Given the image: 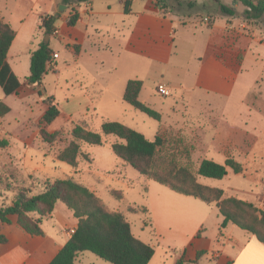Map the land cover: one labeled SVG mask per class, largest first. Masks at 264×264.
Segmentation results:
<instances>
[{
  "label": "rangeland",
  "instance_id": "1",
  "mask_svg": "<svg viewBox=\"0 0 264 264\" xmlns=\"http://www.w3.org/2000/svg\"><path fill=\"white\" fill-rule=\"evenodd\" d=\"M52 1L0 0V18L19 33L14 44V48L20 50L19 60L9 58L8 63L22 84L21 91L11 96H5L0 88V103L11 110L10 113L0 117V140L7 142L6 146L0 147V206L11 205L19 191L27 196H33L44 191L47 183H53L58 179H71L76 183L81 181L96 191V197H99L97 198L107 211L123 214L130 225L133 236L154 249V261L162 259L164 264H172L173 257H179L183 249H173L166 236L161 237L155 232L150 212L151 201L156 196L153 188L157 190L168 188L139 175L133 168L118 159L111 150V145L117 140L115 137L104 136L101 146L80 143L81 152L85 153L90 161L80 162L76 170L56 160V154L73 140L71 131L75 125L80 124L87 130L99 132L102 122L106 120L119 122L142 134L148 140H154L157 134L160 135L164 143L153 159L159 172L173 168L187 169L195 176L199 184L222 190V199L234 198L237 190H245L249 187L251 176H237L231 169H228L225 178L213 180L197 176L196 171L202 160L224 165L227 158H232L241 166L245 162L238 161L242 160V157L234 147L226 146L225 142L217 143L214 140V130L202 131L200 128L209 120V116L215 118L216 122L246 123L247 132L255 140L253 152L256 155V158H250L249 162H246V166L248 165L249 168L263 166L264 162L261 157H264V84L254 92L256 94L249 103V105H254L253 107L241 108L238 114H234L233 94L232 98L224 103L229 109H233L232 112L224 110L220 113L222 109L219 107L223 105L214 104L217 102L215 100L211 105L213 112L216 107L215 112L205 114L203 109L206 101L201 98L194 99L188 106L177 97L179 92H175L171 98H169L170 95H159L156 87L161 77L159 76L160 69L156 67L148 75L145 72L139 75L143 88L138 96L141 103L160 114V121H156L123 101L126 84L124 81L127 77L131 78L132 74L127 70L126 64L117 58L116 53L119 52L117 48L111 51L105 49L100 52L93 51L84 57L83 66L80 65V68H77L72 66L69 52L61 44L53 41L51 46L54 51L58 52L60 58L53 59L49 71L57 65L59 76L48 71L41 84L44 89L40 86L37 89L32 88L25 81V77L30 72L31 52L37 42H44L46 37L36 22L39 16L48 12L55 17L54 23H58L52 9ZM109 1L112 4L111 11H115L118 1ZM147 1L161 15L173 16L184 24L193 22L196 25L193 26L195 29L206 30L214 23L225 27L231 26V30L228 29L224 34V38L227 37L226 41H229L230 31L234 33V25L238 35L236 41L243 44L254 37L251 32H254L255 28V31L260 33L258 36L261 37L260 41L264 43V16L258 21L246 20L243 13L245 8L241 4L234 5L236 10L234 17L222 15L219 6L213 0H179L180 5L171 0H135L134 5H142ZM96 2L97 6L102 4L100 0ZM222 2L230 4L227 0H222ZM68 3L72 6L75 1L68 0ZM67 10L59 12L64 13ZM72 11L74 8L71 9V13ZM204 25L206 28L203 27ZM111 45L113 46V43ZM231 45L234 46V34L232 41L224 44V48L228 49L224 54L230 53ZM182 56L183 60H187L186 52ZM227 59L233 66L238 65L241 52L236 55L231 54V57ZM86 62L89 64H85ZM81 76L84 79L81 83L88 89L80 88L78 79ZM38 90L41 96L37 94ZM241 92H246V89ZM47 97H52L63 113L62 117L59 115L45 129L48 134L57 133V137L51 144L42 141L38 125L47 108L43 102ZM91 102L94 108L89 109L87 113L73 116L76 110L84 108ZM229 132L222 130L223 135ZM252 205L264 212L263 209ZM56 211H67V209L61 202H58ZM64 219L67 222L65 216ZM72 219L69 218L70 222ZM13 228L18 229L16 226ZM44 229H51L50 224L45 222ZM210 229L208 231L211 233ZM91 257L97 260L96 256ZM101 263L107 264L106 262ZM204 264L215 263L207 260Z\"/></svg>",
  "mask_w": 264,
  "mask_h": 264
},
{
  "label": "crops",
  "instance_id": "2",
  "mask_svg": "<svg viewBox=\"0 0 264 264\" xmlns=\"http://www.w3.org/2000/svg\"><path fill=\"white\" fill-rule=\"evenodd\" d=\"M36 1L40 2V0ZM96 1L98 0H88L72 6L69 3L63 4V0L52 1V9L58 23H54L55 31L48 37L47 42L53 53L57 54L55 60H58L60 55L53 50L51 46L53 41L61 44L69 52L72 66L77 68L83 66V59L87 54L117 48L119 50L116 53L117 58L126 64L127 70L132 74L131 78L127 77L124 81L126 84L130 80H138L142 83V89L143 82L139 75L144 72L148 75L157 67L160 69L161 77L159 84L167 87L169 98L175 92H179L177 97L188 106L194 99L201 98L206 101L203 109L205 114L215 112L216 107L213 112L211 106L215 100L217 102L214 104L223 105L219 107L222 109L220 113L224 110L232 112L233 109H229L224 103H227L233 94L234 114H238L241 108L254 106L249 103L256 94L254 92L264 84V43L260 41L261 37H258L260 33L255 31V28L254 32H251L254 37L243 44L236 41L238 35L235 25L234 33L230 31L231 36L229 41H226L227 37L224 38V34L232 28L229 25L225 27L214 23L210 28L204 25L206 30L195 29L193 26L196 25L193 22L184 24L173 16L161 15L148 1L136 6L135 0H129L127 9H124L125 0H116L118 5L115 11H111L112 4L109 0H100L102 1L100 6L96 5ZM60 5L65 6L63 10L68 9L67 12H59ZM72 8L74 11L71 13ZM74 13L78 15V20L75 26L70 27L67 21ZM44 15L52 16L48 12L43 13L42 16ZM42 16L37 18L38 28ZM13 30L16 32V37L8 51L7 61L9 58L19 60L20 50L14 48L19 33L14 28ZM233 34L234 46L231 45L229 48L230 53L224 54L228 50L224 48V44L232 41ZM39 44L37 42L34 50ZM34 50H31V54ZM184 50L188 56L187 60H183ZM239 52L241 59L238 65L233 66L227 58ZM49 72L59 76L57 65ZM78 80L81 89H88L81 83L84 80L83 76ZM40 87L44 89L42 85ZM21 89L22 84L18 93ZM245 89L246 92L242 93L241 91ZM86 92L88 94V90ZM236 103L239 105H235ZM91 108H94L92 102L76 110L73 116L87 113ZM62 116L63 113L60 111L59 117ZM208 119L200 130L212 129L217 143L225 142L226 146L234 147L242 157V160L238 161L245 162L241 166L242 173L237 176H251L249 187L245 190H237L234 198L252 203L264 210V164L251 168L246 166L250 158H256L253 152L255 140L247 132V124L216 122L215 118L210 116ZM222 130L230 132L223 135ZM261 159L264 162V157ZM78 183L96 195L93 188L81 181ZM153 189L156 196L151 201L150 212L154 230L159 236H166L173 249H183L179 257H173L172 264H175L180 257H183L184 264H195L193 262L196 255L201 251L206 254L196 264H204L207 260H212L215 264H264V245L255 236L232 224L221 229L223 218L216 204H206L170 189ZM69 218H73L71 222ZM11 221V225L0 224V236L7 239V243L0 246V264H48L66 244L77 226V220L72 213L68 209L57 212L56 205L51 217L41 224L42 236H29L16 225L15 217H12ZM45 222L50 224L51 229H44ZM13 226L18 229H14ZM209 228L212 230L211 233L208 231ZM198 233H200L199 237H196ZM91 256L94 255L88 252L80 253L74 264H105L101 263L104 261L99 258L96 257V260ZM154 258L153 256L148 264H164L162 259L154 261Z\"/></svg>",
  "mask_w": 264,
  "mask_h": 264
},
{
  "label": "trees",
  "instance_id": "3",
  "mask_svg": "<svg viewBox=\"0 0 264 264\" xmlns=\"http://www.w3.org/2000/svg\"><path fill=\"white\" fill-rule=\"evenodd\" d=\"M82 3L88 0H74ZM178 5L179 0H171ZM220 13L234 17L236 10L234 5L241 4L246 20L258 21L264 16V0H213ZM129 0H125L124 9H127ZM68 4V0H63ZM54 16L40 17L39 28L44 35L52 36L55 31ZM78 15H70L67 25L75 26ZM16 37V32L10 24L0 18V88L5 96L16 95L21 83L7 61L8 51ZM53 51L49 42H41L30 57V72L25 78L27 85L38 88L42 84L44 75L52 65ZM142 83L138 80H130L123 94V101L135 110L146 114L149 118L160 121L159 113L151 110L138 100ZM37 94L41 96L38 90ZM47 108L40 118L39 135L43 142L51 144L57 137V133L48 134L46 128L50 126L60 115L58 105L52 97L43 100ZM10 112V109L0 103V117ZM73 140L61 152L56 154V160L63 162L73 169H77L82 161H90L88 156L81 152L80 143L90 146H101L104 136H113L117 140L111 145L113 154L125 164L133 168L139 175L148 178L171 191L198 199L206 204L215 203L223 220L220 228L232 224L242 231L253 236L264 245V212L256 209L252 204L237 198L222 199V190L209 188L199 184L195 176L187 169L178 168L159 172L153 159L163 146V139L156 135L154 140L146 139L135 130L114 121L102 122L99 132L85 129L82 125H75L71 131ZM7 145L6 140H0V147ZM228 169L237 175L242 173V167L232 158H227L224 165L210 160H202L196 171V175L203 178L222 180L228 174ZM57 202H61L77 220V226L66 244L58 251L56 256L48 264H74L80 253L88 252L108 264H148L154 256V249L136 239L129 223L123 214L109 212L102 205L96 195L85 186L71 179L56 180L47 183L44 191L37 195L27 196L19 191L9 206H0V224L11 225V218L15 217L16 225L26 234L32 237L42 236L41 224L51 217ZM135 211L134 209H130ZM258 214V215H256ZM198 233L196 237H199ZM7 239L0 236V246L5 245ZM206 253L198 252L193 263L202 258ZM180 257L175 264H184Z\"/></svg>",
  "mask_w": 264,
  "mask_h": 264
},
{
  "label": "built area",
  "instance_id": "4",
  "mask_svg": "<svg viewBox=\"0 0 264 264\" xmlns=\"http://www.w3.org/2000/svg\"><path fill=\"white\" fill-rule=\"evenodd\" d=\"M45 16V15H44ZM56 33V32H55ZM53 59H56L57 58V54H53ZM51 66V64H49V67ZM157 92L159 93V95L161 96H169L170 93L167 89V87L164 85V84H159L157 86Z\"/></svg>",
  "mask_w": 264,
  "mask_h": 264
},
{
  "label": "water",
  "instance_id": "5",
  "mask_svg": "<svg viewBox=\"0 0 264 264\" xmlns=\"http://www.w3.org/2000/svg\"><path fill=\"white\" fill-rule=\"evenodd\" d=\"M61 8H66L65 6H60ZM61 8H59V11H62L61 10ZM46 37H45V40H44V42H47L48 41V37H49V35H45Z\"/></svg>",
  "mask_w": 264,
  "mask_h": 264
}]
</instances>
